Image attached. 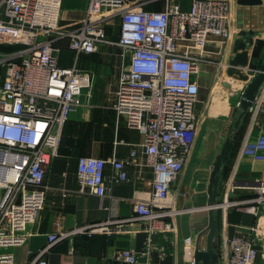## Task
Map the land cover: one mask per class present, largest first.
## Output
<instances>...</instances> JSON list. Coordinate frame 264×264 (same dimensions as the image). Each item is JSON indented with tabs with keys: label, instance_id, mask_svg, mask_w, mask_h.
Returning <instances> with one entry per match:
<instances>
[{
	"label": "built area",
	"instance_id": "built-area-1",
	"mask_svg": "<svg viewBox=\"0 0 264 264\" xmlns=\"http://www.w3.org/2000/svg\"><path fill=\"white\" fill-rule=\"evenodd\" d=\"M61 2L0 0V45H18L12 51L0 50V264L12 263L13 254L2 249L23 244L31 234L29 225L44 207L46 172L59 154L64 124L89 86L77 59L101 44L115 43L127 60L113 107L128 127L143 134V141L139 151L132 147L127 160L79 156L77 191L106 196L109 177L125 181L130 162L146 166L154 174L153 189L150 197L133 201L132 218L140 220L147 232V250L150 234L173 230L178 209L169 204L170 192L198 129V76L201 64L212 61L206 46L210 38L224 45L233 33L230 0H191L187 10L176 2L151 10L145 8V0H87L82 19L71 28L60 23ZM116 19L118 38L113 41L106 28ZM60 38L68 40L74 54L69 66L58 62ZM248 110L264 118V80ZM242 151L264 160V134L246 142ZM107 165L113 169L110 176L105 173ZM263 201L264 188L254 198L217 201L209 208L219 205L256 213ZM122 221L108 217L50 232L29 264H47L46 254L62 240L111 234ZM226 245V264H254L256 248L249 238L233 236ZM114 256L127 263L137 259L131 248L118 249Z\"/></svg>",
	"mask_w": 264,
	"mask_h": 264
},
{
	"label": "crops",
	"instance_id": "crops-1",
	"mask_svg": "<svg viewBox=\"0 0 264 264\" xmlns=\"http://www.w3.org/2000/svg\"><path fill=\"white\" fill-rule=\"evenodd\" d=\"M190 1L145 0L144 6L160 10L169 2H176L187 10ZM230 2L232 37L224 45L210 38L206 50L212 61L201 64L198 76V96L202 100L196 108L200 116L198 129L192 150L170 192L169 204L178 209L173 217L174 229L150 234L151 248L147 250V232L140 220L132 218L135 214L133 201L150 197L153 189L154 174L146 166L130 162L127 180L112 181L109 177L106 196L77 191L79 156H114L127 160L132 147H138L139 151L143 141V134L128 127L113 107L118 79L127 60L122 58L115 43L101 44L97 51L81 54L77 59V65L88 74L89 86L81 96V104L70 112L64 124L59 154L51 161L44 178L45 204L39 217L29 225L31 234L23 244L2 249L13 254L11 264H29L35 253L46 245L50 232L108 217L123 220L115 232L83 234L72 242L62 240L46 254L47 264H194L195 249L206 246V233L202 231L208 224L211 201L208 184L212 166L241 111L237 102L248 82L220 83L215 59L229 58L234 50L240 59H250L253 48L258 42H264V0ZM86 4L87 0H62L61 25L71 28L79 22ZM115 21L106 28L113 41L118 38V20ZM240 32L250 34L242 36ZM56 44L60 47L59 64L71 65L74 54L68 47V40L60 38ZM2 74L3 68L0 76ZM261 134H264V118L259 112L248 110L231 140L234 146L229 158L219 172L216 201L254 198L264 188V160L254 159L242 151L246 142L254 141ZM105 173L107 176L113 173L110 165ZM174 189L179 194L174 195ZM214 210L217 229L213 247L219 254L216 264H226V243L233 236L249 238L256 248L254 264H264V201L258 205L256 213L219 205ZM122 248L135 250L136 261L117 260L115 251Z\"/></svg>",
	"mask_w": 264,
	"mask_h": 264
},
{
	"label": "water",
	"instance_id": "water-1",
	"mask_svg": "<svg viewBox=\"0 0 264 264\" xmlns=\"http://www.w3.org/2000/svg\"><path fill=\"white\" fill-rule=\"evenodd\" d=\"M260 1V0H259ZM257 2V1H256ZM242 36H246L247 33L240 32ZM235 60L232 62L239 61L245 63V58L240 59L237 55ZM264 80V47H263V60L259 65L257 72L254 74L251 80L245 85L241 98H240V107L241 111L234 122V127H236L242 117L251 105L252 100L254 99L262 81ZM234 144L228 136L223 144V147L217 156L210 173L209 184H208V193L211 196V201L208 205L216 203V195L218 190L219 183V172L221 171L222 164L227 161L229 158L230 152ZM217 229V213L214 208H209L208 210V224L205 230L202 233H206V246L204 249L196 248L194 251V264H216L219 258V254L214 250L213 247V236Z\"/></svg>",
	"mask_w": 264,
	"mask_h": 264
},
{
	"label": "rangeland",
	"instance_id": "rangeland-1",
	"mask_svg": "<svg viewBox=\"0 0 264 264\" xmlns=\"http://www.w3.org/2000/svg\"><path fill=\"white\" fill-rule=\"evenodd\" d=\"M246 32V30H245ZM250 33L247 32L248 36ZM232 37V36H231ZM230 37V38H231ZM261 41V40H260ZM264 47V42L261 41V43L258 42L256 50L255 48L254 51H250L251 52V57L250 59H245V63L239 62L238 60L235 62H232V60H235L236 58V50H234V52L231 54V56L225 59H220L217 60L215 59L216 62H220L217 64L218 67V73H217V77L220 80V83L222 84H231L233 85L236 81H239L241 83H245V82H249V80L252 79L253 77V73L258 70L260 63L263 60V55H262V49ZM206 54V53H201V55ZM246 66L247 68L244 70L242 67ZM201 74V73H200ZM199 74V75H200ZM217 79V82H218ZM247 82V83H248ZM199 95V94H198ZM200 102L202 103V100L199 98L198 96V101H197V105L200 104ZM196 105V108H197ZM197 114V111H196ZM198 118H200V116L197 114Z\"/></svg>",
	"mask_w": 264,
	"mask_h": 264
},
{
	"label": "trees",
	"instance_id": "trees-1",
	"mask_svg": "<svg viewBox=\"0 0 264 264\" xmlns=\"http://www.w3.org/2000/svg\"><path fill=\"white\" fill-rule=\"evenodd\" d=\"M18 47V45H1L0 46V48L3 50V51H12V50H14V49H16ZM1 67H0V72H1ZM247 113V112H246ZM245 113V114H246ZM245 114L244 115H242V117H241V119H240V121H239V123H238V125L236 126V127H234V125H233V127H232V129H231V132H230V139L232 140V138L235 136V133L237 132V130L239 129V126H240V124H241V122H242V119L244 118V116H245Z\"/></svg>",
	"mask_w": 264,
	"mask_h": 264
}]
</instances>
